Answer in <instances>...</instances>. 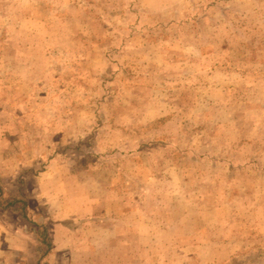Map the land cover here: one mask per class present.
Returning a JSON list of instances; mask_svg holds the SVG:
<instances>
[{
    "label": "rangeland",
    "instance_id": "1",
    "mask_svg": "<svg viewBox=\"0 0 264 264\" xmlns=\"http://www.w3.org/2000/svg\"><path fill=\"white\" fill-rule=\"evenodd\" d=\"M0 182V264H264V0H0Z\"/></svg>",
    "mask_w": 264,
    "mask_h": 264
},
{
    "label": "trees",
    "instance_id": "2",
    "mask_svg": "<svg viewBox=\"0 0 264 264\" xmlns=\"http://www.w3.org/2000/svg\"><path fill=\"white\" fill-rule=\"evenodd\" d=\"M29 209L30 202L22 192V186L20 187V192L17 195H14L13 193H10L0 182V210L2 212H13L14 214L22 216L23 219L33 223V220H30V216L28 214ZM39 228V233L43 238L44 245H46L48 249H51L52 243L47 228L45 226H39ZM45 255L46 253L43 256Z\"/></svg>",
    "mask_w": 264,
    "mask_h": 264
},
{
    "label": "crops",
    "instance_id": "3",
    "mask_svg": "<svg viewBox=\"0 0 264 264\" xmlns=\"http://www.w3.org/2000/svg\"><path fill=\"white\" fill-rule=\"evenodd\" d=\"M10 253L11 255H13L14 253L16 254L15 257L18 258V255L20 253V251H23V245H11L10 247ZM31 250L26 246V254H28ZM51 254V253H50ZM4 255V251H1L0 249V257H3ZM32 255V254H31ZM49 255V254H48ZM61 255V254H60ZM58 256V255H57ZM31 257V256H30ZM40 257V258H39ZM33 259V261L35 260V258L39 259V262L38 264H44V260L42 261L43 259V256H42V253H38V256L36 257V254L34 256L31 257ZM18 261H15V264H19Z\"/></svg>",
    "mask_w": 264,
    "mask_h": 264
}]
</instances>
